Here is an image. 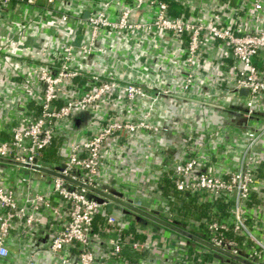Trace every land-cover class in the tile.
I'll list each match as a JSON object with an SVG mask.
<instances>
[{
	"label": "built area",
	"instance_id": "obj_1",
	"mask_svg": "<svg viewBox=\"0 0 264 264\" xmlns=\"http://www.w3.org/2000/svg\"><path fill=\"white\" fill-rule=\"evenodd\" d=\"M77 2L74 0V5ZM86 2L92 5V10L89 7L83 10L88 12L85 27L88 29L89 39L85 42L74 39L62 44L54 65L46 66L39 72L42 92L37 98V112L25 126L8 129L6 136L0 139V158L17 163L6 164L18 170L17 178L21 183L20 190L13 183H0V260L9 257L11 238L31 234L42 245L37 249L44 250L52 264H126L125 252H143L144 255L138 259L137 264L149 261L183 264L180 262L179 250L187 243L202 257L203 251L210 253L203 257V264H264V221L251 214V205L248 204L258 183L256 171L259 169V160L254 159L252 152L264 136V123L259 129L249 128L246 131L248 142L235 171L222 176L199 171L194 157L184 159L170 171L169 176L177 192L196 193L201 197L229 196L228 217L217 215L203 220L201 224L174 210H167L157 216L240 260L179 233L166 237L158 230L157 225L137 215L138 218L132 216V210L110 199L90 194L84 187H94L136 206V201L127 199L116 189L106 185L99 186L97 177L105 163L102 149L109 138L116 137L120 140L125 134L158 130L150 122L148 112L134 121L108 118L95 132L72 144L67 152H61L55 162H44L41 159L42 153L52 141L58 137L64 140L60 125L77 108L94 107L104 101L111 102L115 94L123 95L128 100L150 98L152 87L119 81L113 77L89 76L74 65L78 54L90 56L102 52L95 46V40L101 31L124 37L164 32L179 43L185 38L183 61L189 71L182 90H188L193 81V69L199 62L206 38L219 42L236 62L233 85L224 89V92L235 95L238 89H247L246 115L242 119H251L256 98L264 94V76L254 63L257 54L264 51V19L260 14L263 0H252V20L260 23L257 31L240 30L217 19L205 22L188 16L171 15L166 0ZM57 3L58 0H43V3L39 0H0V19L9 10L26 7L45 13H58L65 27L76 26V29H80L75 33L82 34L84 20L80 12L74 15L62 11ZM113 6L116 13L114 17H110L107 12ZM144 6L153 8L152 14L147 19H137L135 14ZM81 77L85 78L84 81H80ZM167 92L168 90L161 91ZM156 94H160L159 91ZM236 124L246 128L242 121ZM35 178L47 186L46 191L33 188ZM108 203H112L110 211L106 210ZM99 214L104 215V221L101 227L96 228ZM182 222L196 227L192 230L184 229L179 225ZM130 228L142 232L143 237L133 238ZM255 230H261L262 234ZM227 233L241 236V246L236 240L229 238ZM34 255L35 252L24 264H36Z\"/></svg>",
	"mask_w": 264,
	"mask_h": 264
},
{
	"label": "crops",
	"instance_id": "obj_2",
	"mask_svg": "<svg viewBox=\"0 0 264 264\" xmlns=\"http://www.w3.org/2000/svg\"><path fill=\"white\" fill-rule=\"evenodd\" d=\"M77 1V5H74V0H58L57 6L70 14L80 12L84 20L82 34L75 33L80 29H76V26L65 27L58 13H45L26 7L9 10L0 19V139L6 136L10 128L25 126L37 112L36 102L42 92L39 72L46 66L54 65L62 44L74 39L84 42L89 39L85 27L87 17H84L83 10L92 5L86 0ZM39 2L43 3V0ZM175 2L184 8V14L188 17L205 22L217 19L240 30L257 31L260 28V23L251 17L252 0ZM153 10L144 6L135 16L137 19H147ZM115 11L113 6L107 13L114 17ZM260 14L264 19V0ZM95 46L102 52L76 56L73 63L81 71L89 76L131 81L143 87H152L153 90L148 99L140 97L128 100L123 95L115 94L111 102L77 108L60 125L64 140L58 137L60 141L56 150L59 154L67 152L72 144L95 132L108 118L134 121L148 112L150 122L158 130L125 134L120 140L109 138L102 149L105 163L97 179L99 186L116 189L127 199L136 201V207L154 216L174 210L175 205H182L180 193L163 189L159 182L164 173L170 172L184 159L194 157L197 170L217 176L237 169L248 142L246 131L261 128L264 121L257 123L254 115L246 121L242 119L246 115V94L224 92L233 85L236 62L219 42L206 38L188 90H182L189 71L183 61V44L164 32L124 37L101 31ZM254 63L264 76V51L257 54ZM162 90L168 92L161 93ZM157 91L160 94H156ZM254 104L257 113L264 118L263 93ZM232 117L237 119V123L242 121L246 128L231 122ZM252 155L259 160V177L251 193L250 212L264 221V136L253 148ZM18 175L16 168L0 162L1 184L13 183L20 190ZM33 188L47 190V186L36 178ZM133 215L157 225L166 237L177 235L136 212H132ZM9 245L10 255L0 260V264H24L34 252L36 264H52L48 254L38 250L42 245L31 234L13 237Z\"/></svg>",
	"mask_w": 264,
	"mask_h": 264
},
{
	"label": "trees",
	"instance_id": "obj_3",
	"mask_svg": "<svg viewBox=\"0 0 264 264\" xmlns=\"http://www.w3.org/2000/svg\"><path fill=\"white\" fill-rule=\"evenodd\" d=\"M168 2V10L171 15L174 16H185L184 8H182L178 3H176L173 0H166ZM186 39L184 38L182 44H185ZM84 77L80 78V81H84ZM260 96V95H259ZM258 96V97H259ZM257 97V98H258ZM256 98V99H257ZM256 104L253 105V112L254 120L257 123H260L261 121H264V118L257 113V110H255ZM263 115V114H261ZM259 125V124H258ZM59 139H55L52 141L49 148H47L41 155V159L44 162H50L53 163L57 160V156H59L58 149L56 150ZM57 151V152H56ZM257 176L259 177L258 170L256 171ZM170 172L164 173L161 181L159 182L160 185H162L163 189L165 190H174V187L172 185V181L170 179ZM90 194H94L93 192L89 191ZM178 193V192H177ZM180 193V192H179ZM181 195V196H180ZM179 197H181L182 205H175L174 211L184 217H188L189 219H193L197 222H202L203 220L211 219L217 215H221L224 217H228L230 215V198L229 196H200L196 193H188L187 195H183L182 193L179 194ZM251 198L248 202L249 205H251ZM103 214H99L97 216V223L95 224L96 228H99L103 225ZM154 222V221H153ZM156 223V222H155ZM158 224V223H157ZM202 224V223H201ZM160 225V224H159ZM184 229H190L192 230L196 226H189L190 224L188 222H182L179 224ZM132 232L133 238H141L143 237L142 232L135 231L133 228H130ZM173 231V230H171ZM258 234H262L261 230H255ZM124 232H129L128 230H124ZM175 232V231H173ZM177 233V232H175ZM227 236L229 238H233L237 241L238 245L241 246V236L233 235L232 233H227ZM180 254V262L183 264H203L204 260L203 257L209 255L210 253L208 251H203V257L194 249H192V245L190 243H187L182 250H179ZM143 252H125V262L126 264H137L138 259L142 258ZM169 263H172V261H169Z\"/></svg>",
	"mask_w": 264,
	"mask_h": 264
},
{
	"label": "water",
	"instance_id": "obj_4",
	"mask_svg": "<svg viewBox=\"0 0 264 264\" xmlns=\"http://www.w3.org/2000/svg\"><path fill=\"white\" fill-rule=\"evenodd\" d=\"M84 16H85V17H88V12H85V13H84ZM238 93H239V94H242V95H245V94L247 93V89H245V88H240V89H238ZM0 162H2V163H9V164H17V163L14 162L13 160H10V159H3V158H0ZM70 181L73 182V183H75V184H77V185H82V184H80V183H78V182H76V181H72V180H70ZM84 187H86V189H88L89 191L93 192L95 195L101 196L102 198L110 199L112 202L118 203V204L122 205L123 207H125V208H127V209H129V210H132L133 212H136L137 214L142 215V216H144V217H146V218H148V219H150V220H152V221H154V222L160 224L161 226H164V227H166V228H169L170 230H173V231H175V232H177V233H179V234H181V235H183V236L189 238L190 240H193V241L199 242V243L205 245L206 247H209V248H211V249H213V250H215V251H218V252L224 253V254H226V255H228V256H230V257H233V258H235V259H239V258H236V257L230 255V254L227 253V252H224V251L220 250L219 248H216V247H214V246L208 244L207 242H205V241H203L202 239H200V238L194 236L193 234H190L189 232H186V231H184L183 229L178 228V227H176V226H174V225H172V224H170V223L164 221L163 219H161V218H159V217H157V216H154V215H152V214H150V213H148V212H145L144 210H142V209H140V208H138V207H136V206H134V205H131V204L127 203V202H124V201L118 200V199H116V198H113V197L110 196L109 194H106V193L102 192L101 190H98V189H96V188H94V187H91V186H85V185H84ZM184 195H187V193H184ZM111 207H112V203H108L107 206H106V210H107V211H110V210H111ZM239 260H240V259H239ZM241 261H243V260H241ZM244 262H245V263H248V262H246V261H244Z\"/></svg>",
	"mask_w": 264,
	"mask_h": 264
},
{
	"label": "flooded vegetation",
	"instance_id": "obj_5",
	"mask_svg": "<svg viewBox=\"0 0 264 264\" xmlns=\"http://www.w3.org/2000/svg\"><path fill=\"white\" fill-rule=\"evenodd\" d=\"M230 120H231V122H233V123H235V124L238 122L237 119L234 118V117H232Z\"/></svg>",
	"mask_w": 264,
	"mask_h": 264
},
{
	"label": "rangeland",
	"instance_id": "obj_6",
	"mask_svg": "<svg viewBox=\"0 0 264 264\" xmlns=\"http://www.w3.org/2000/svg\"><path fill=\"white\" fill-rule=\"evenodd\" d=\"M227 111V110H226Z\"/></svg>",
	"mask_w": 264,
	"mask_h": 264
}]
</instances>
